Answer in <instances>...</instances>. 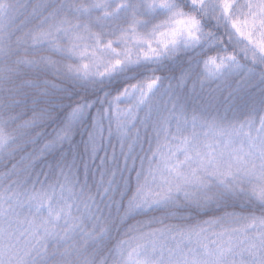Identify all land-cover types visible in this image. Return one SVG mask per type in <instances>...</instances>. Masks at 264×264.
I'll return each instance as SVG.
<instances>
[{"label": "snow or ice", "instance_id": "6c2138e0", "mask_svg": "<svg viewBox=\"0 0 264 264\" xmlns=\"http://www.w3.org/2000/svg\"><path fill=\"white\" fill-rule=\"evenodd\" d=\"M0 264H264V0H0Z\"/></svg>", "mask_w": 264, "mask_h": 264}, {"label": "trees", "instance_id": "16d2710c", "mask_svg": "<svg viewBox=\"0 0 264 264\" xmlns=\"http://www.w3.org/2000/svg\"><path fill=\"white\" fill-rule=\"evenodd\" d=\"M145 147H147V145H145Z\"/></svg>", "mask_w": 264, "mask_h": 264}]
</instances>
